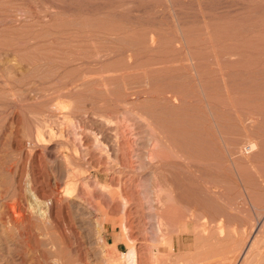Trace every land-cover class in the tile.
I'll return each mask as SVG.
<instances>
[{"label": "rangeland", "instance_id": "374dc122", "mask_svg": "<svg viewBox=\"0 0 264 264\" xmlns=\"http://www.w3.org/2000/svg\"><path fill=\"white\" fill-rule=\"evenodd\" d=\"M131 250L264 264V0H0V264Z\"/></svg>", "mask_w": 264, "mask_h": 264}, {"label": "bare ground", "instance_id": "6f19581e", "mask_svg": "<svg viewBox=\"0 0 264 264\" xmlns=\"http://www.w3.org/2000/svg\"><path fill=\"white\" fill-rule=\"evenodd\" d=\"M45 51V50H44ZM46 60V59H45ZM68 64V63H67ZM67 105V104H66ZM65 104H64V106H66ZM69 107V106H68ZM67 109V108H66ZM93 109V108H92ZM68 112V111H67ZM68 114V113H67ZM125 116V115H124ZM64 117L65 118H69L68 116L66 117V115H64ZM120 117H122V116H120ZM61 119H62V117H61ZM117 119V118H116ZM119 119V118H118ZM121 119V118H120ZM119 119V120H120ZM125 119H127V118H125ZM64 120V119H63ZM71 120H73V119H71ZM65 121H66V119H65ZM110 121H111V119H110ZM114 121V120H113ZM66 122H68V121H66ZM125 122V121H124ZM69 123V122H68ZM70 123H71V121H70ZM116 123V122H115ZM122 123V122H121ZM127 124V123H126ZM65 125H66V123H65ZM77 125V124H76ZM122 125V124H121ZM121 125H119L118 124V136H119V140L118 141H120V143L118 144V147H117V151H120L121 150V140L124 138L125 139V136H124V134H126V133H124V129H123V127L121 126ZM124 126H125V124H124ZM130 126V125H129ZM129 126L127 127V128H129ZM126 128V129H127ZM127 131V130H126ZM128 132V131H127ZM129 133V132H128ZM127 133V134H128ZM126 134V135H127ZM43 139V138H42ZM124 139H123V141H124ZM136 139V138H135ZM126 141V140H125ZM124 141V142H125ZM123 142V143H124ZM123 143H122V146H123ZM128 143V142H127ZM125 146V145H124ZM127 146V145H126ZM130 146V145H129ZM116 148V147H115ZM126 149V148H125ZM116 150H114V151H116ZM131 150V149H130ZM157 151V150H156ZM122 152V151H121ZM127 153V152H126ZM122 154V153H121ZM124 154V153H123ZM152 155V154H151ZM125 156V155H124ZM133 156V155H132ZM158 156V155H157ZM151 157V156H150ZM153 157V156H152ZM123 158V157H122ZM126 158V157H125ZM154 158H156V157H154ZM119 159V158H118ZM132 159V158H131ZM135 160V159H134ZM128 161V160H127ZM132 161V160H131ZM119 162V161H118ZM124 162V161H123ZM153 162V161H152ZM121 163H122V161H121ZM127 163V162H126ZM129 163V162H128ZM151 163V162H150ZM123 164V163H122ZM122 166V165H121ZM140 166V165H139ZM142 166H143V164H142ZM66 167V166H65ZM126 167V166H125ZM67 169H68V167H67ZM72 169H70V171H71ZM69 171V172H70ZM67 172V171H66ZM167 172V171H166ZM71 175V174H70ZM73 178V177H72ZM127 179V178H126ZM125 179V180H126ZM71 180V179H70ZM153 181V180H152ZM125 182V181H124ZM174 182V181H173ZM67 183V182H66ZM70 183H72L71 181H70ZM122 182L120 181V184H121ZM119 184V185H120ZM123 184V183H122ZM128 184V183H127ZM75 185V184H74ZM125 185H126V183H125ZM125 185H123V186H125ZM160 185V184H159ZM68 187H69V189L71 188L69 185H68ZM121 187V186H120ZM125 188H126V186H125ZM141 188V187H140ZM69 189H67L66 190V192H67V194H69ZM74 189V188H73ZM122 189H123V187H122ZM121 189V190H122ZM128 189V188H127ZM71 190H72V188H71ZM125 190V189H124ZM65 191V190H64ZM161 191V190H160ZM185 191V190H184ZM123 192V191H122ZM126 192V191H125ZM125 192H124V195H126L125 194ZM159 193V192H158ZM160 193H163V192H160ZM160 193H159V195H160ZM66 194V193H65ZM122 194V193H121ZM120 194V195H121ZM174 194V193H173ZM124 195H122V196H124ZM143 197V196H142ZM156 197V196H155ZM160 197L162 198L163 196H161L160 195ZM159 197V198H160ZM127 198V197H126ZM158 198V199H159ZM164 198V197H163ZM163 198H162V200H163ZM127 199H129V198H127ZM164 199H166V198H164ZM125 200V199H124ZM155 201V200H154ZM161 200L159 199V202H160ZM164 201V200H163ZM169 201V200H168ZM56 202V201H55ZM161 204H163L162 202H160ZM56 204V203H55ZM168 205V204H167ZM125 206H126V203H125ZM167 208L166 209H168V206H166ZM158 208H159V206H158ZM162 208H164V207H162ZM11 209V208H10ZM124 209V208H123ZM155 209V208H154ZM169 209H171L170 207H169ZM158 210V209H157ZM172 210V209H171ZM174 210V209H173ZM168 211V210H167ZM173 212V211H172ZM168 212H164L163 213V211H162V214L158 217L159 219H158V223H159V225H158V229H156V230H158V232L160 233V235H161V237H162V240H163V242H165V243H167V242H170L169 241V238H171V234H170V230H172V229H170V227H171V224H170V222H169V220L172 218V216H171V218L170 217H168V215H165V214H167ZM159 214H160V212H159ZM158 214V215H159ZM174 214V213H173ZM168 218H170V219H168ZM175 218V217H174ZM156 220V219H155ZM177 220V219H176ZM171 221V220H170ZM174 221V220H173ZM176 224V223H175ZM176 227V226H175ZM173 234V233H172ZM164 243V244H165ZM169 244V243H168ZM154 253V252H153ZM125 258H124V260H126V261H128L129 262V264H138V256H137V252L135 251V250H131L130 251V253L127 255V256H124ZM152 257V259H154V260H158L159 258H160V250H156L155 251V253H154V255H152L151 256ZM156 262H158V261H156ZM156 262H154V263H156ZM225 262V261H224ZM152 264H153V261H152ZM240 264H243V263H240Z\"/></svg>", "mask_w": 264, "mask_h": 264}]
</instances>
